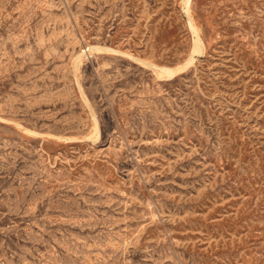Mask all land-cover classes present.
<instances>
[{
  "label": "rangeland",
  "instance_id": "1",
  "mask_svg": "<svg viewBox=\"0 0 264 264\" xmlns=\"http://www.w3.org/2000/svg\"><path fill=\"white\" fill-rule=\"evenodd\" d=\"M0 264H264V0H0Z\"/></svg>",
  "mask_w": 264,
  "mask_h": 264
},
{
  "label": "bare ground",
  "instance_id": "2",
  "mask_svg": "<svg viewBox=\"0 0 264 264\" xmlns=\"http://www.w3.org/2000/svg\"><path fill=\"white\" fill-rule=\"evenodd\" d=\"M196 48H195V52H199V51H201V44H200V41L197 39V41H196ZM80 57H82V56H80ZM86 57V56H85ZM78 59V58H77ZM178 70H172V69H161L160 70V72L161 73H164V74H169V73H175V72H177Z\"/></svg>",
  "mask_w": 264,
  "mask_h": 264
}]
</instances>
